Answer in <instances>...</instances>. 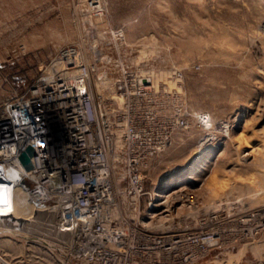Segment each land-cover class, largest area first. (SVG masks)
<instances>
[{"label": "rangeland", "instance_id": "374dc122", "mask_svg": "<svg viewBox=\"0 0 264 264\" xmlns=\"http://www.w3.org/2000/svg\"><path fill=\"white\" fill-rule=\"evenodd\" d=\"M91 1L0 0V101L22 91L60 47L79 45L88 60L91 44H109L106 29L122 28L121 52L156 72L163 114L187 121L143 165L147 189L194 194L187 206L177 190L169 215L142 218L149 230L170 225L180 236L157 264H264V226L239 222L246 210L264 209V0ZM199 156L191 177L180 175ZM210 235L217 239L201 242ZM7 238L0 248L21 253ZM33 249L28 264H38ZM151 258L136 251L129 262Z\"/></svg>", "mask_w": 264, "mask_h": 264}, {"label": "built area", "instance_id": "2783aa9c", "mask_svg": "<svg viewBox=\"0 0 264 264\" xmlns=\"http://www.w3.org/2000/svg\"><path fill=\"white\" fill-rule=\"evenodd\" d=\"M105 32L109 44H91L88 60L79 45L62 46L22 91L0 101V236L23 248H0V264H28L32 247L38 264L48 256L52 264H130L136 251L157 264L179 240L170 225H143L145 215L170 214L176 190L147 189L143 165L187 121L163 114L154 68L121 52L124 30ZM197 120L209 123L206 113ZM27 146L34 149L29 170L19 159ZM18 191L30 215L15 214ZM180 191L190 206L194 194ZM239 222L263 227L264 209L246 210ZM212 235L201 242H213Z\"/></svg>", "mask_w": 264, "mask_h": 264}, {"label": "bare ground", "instance_id": "6f19581e", "mask_svg": "<svg viewBox=\"0 0 264 264\" xmlns=\"http://www.w3.org/2000/svg\"><path fill=\"white\" fill-rule=\"evenodd\" d=\"M199 160H200V156L198 158L194 159V161L189 165V167H187V169H185L180 175L185 176L186 174L190 173L189 175L186 176V177L190 178L191 177V173L197 167ZM177 190L180 191V189H176L174 191H177ZM159 194L161 196H164L165 195V194H162V192H159ZM16 202L17 203H16V211H15V214L20 215V216H27V215H30V213L33 211L32 205L25 199V195L22 192H20V191H18V193H17V200H16ZM47 235L49 236L50 234H47Z\"/></svg>", "mask_w": 264, "mask_h": 264}, {"label": "water", "instance_id": "95a60500", "mask_svg": "<svg viewBox=\"0 0 264 264\" xmlns=\"http://www.w3.org/2000/svg\"><path fill=\"white\" fill-rule=\"evenodd\" d=\"M34 154V149L32 146H27L25 150L19 155L20 162L26 170L32 168L33 163L31 161V156Z\"/></svg>", "mask_w": 264, "mask_h": 264}]
</instances>
